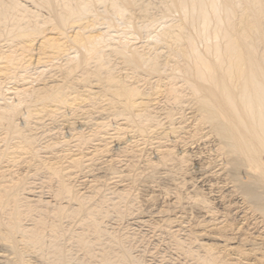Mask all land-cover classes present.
I'll list each match as a JSON object with an SVG mask.
<instances>
[{
  "label": "bare ground",
  "instance_id": "6f19581e",
  "mask_svg": "<svg viewBox=\"0 0 264 264\" xmlns=\"http://www.w3.org/2000/svg\"><path fill=\"white\" fill-rule=\"evenodd\" d=\"M116 61L131 72H122ZM32 64L35 67L30 71ZM44 64H57L59 75L51 74L42 81L47 71ZM3 69L8 74L21 73L18 80L0 79V163L12 152L28 154L35 169L43 166L48 170L55 187L49 196L35 195L27 175L7 176L11 169L0 166V264H89L74 257L72 248L61 241L70 231L62 219L78 216L94 240L85 232L70 231L72 243L90 260L145 263L131 253L123 238L101 226L99 220L105 212L99 205H88L92 196L70 183L73 172L86 164L85 157L61 152L53 161L40 158L44 148L36 144L37 135L28 126L30 119L70 107L71 100L80 96L77 90L71 96L76 82L86 86L82 96L92 103L103 102L82 110L86 117L92 111L102 117L94 121V134L103 132L99 136L104 143L94 150L100 154L107 151L105 135L111 138L113 134L106 131L104 119L109 116L121 117L139 132L157 122L148 97L151 93L137 84V75L140 71L165 75L164 90L174 103L187 99L192 104V118L207 124L216 136L218 151L226 156L228 176L252 208L264 215V0H0V73ZM75 134L81 138V131ZM10 137L18 140L13 146ZM54 144L51 140L44 147L50 149ZM166 147L159 162H148V168L171 161L187 163V152L175 156L173 148ZM118 190L114 197L128 198L126 190ZM194 192L193 204L207 206L203 192ZM192 233L196 250L187 247V252L199 264H241V259L227 257L229 251L244 259L250 252L230 245L226 235L221 240L197 231L189 238ZM103 235L109 237L107 246L95 252L91 246ZM173 241L180 246L178 238ZM255 259L253 264H264V255Z\"/></svg>",
  "mask_w": 264,
  "mask_h": 264
},
{
  "label": "rangeland",
  "instance_id": "374dc122",
  "mask_svg": "<svg viewBox=\"0 0 264 264\" xmlns=\"http://www.w3.org/2000/svg\"><path fill=\"white\" fill-rule=\"evenodd\" d=\"M46 60L54 62L51 58H44V61ZM44 65H46L44 69L47 71L41 76L42 81L48 80L51 74L59 75L57 64ZM31 66L30 71H33L32 68L35 65L32 64ZM117 66L122 72H131L127 66L120 63H117ZM20 73L8 74L6 69H3L0 73V79L5 82L18 80ZM137 80V84L144 92L151 93L148 97L152 99L150 102L151 109L157 121L153 122L147 131L139 132L134 125L129 124L127 126L121 117L114 119L113 116H109L108 119H104L108 122L106 131L115 133V136L112 134L113 138H109L111 135L106 134L105 137H108L105 141L108 146H106L107 151L100 154L95 153L94 150L100 148L104 141L99 136L103 135V132L94 134V121L98 118L100 120L102 117H97L98 115L93 111L89 113L91 114L89 117H86L87 115L83 114L82 110L90 109L92 104L97 106V104H103V102L97 100V102L92 103L86 96H82L85 94L83 90L86 86L83 83L76 82L72 84L73 89L71 91L73 93L71 96H75V90L78 91L80 96L75 100H71L70 107H64L59 112L40 113L37 116L38 120L35 118L30 119L28 126L32 127L33 132L37 135L36 144L39 143L44 148L39 152L40 158L53 161L56 157L55 154L62 153L81 154L85 157L84 162L86 164L83 163L82 169L73 172L71 179H69L70 183L75 188L79 187L81 192H87L88 194L84 192L86 195L92 196L91 200L88 201V205L92 207L99 205L105 212V217L99 220L102 223L101 226L104 225L102 227L106 230L115 232L116 235L123 238L125 245L131 247V253L139 257L143 263L145 262L144 264H199L187 252V247L196 250V243L194 244L196 241L192 239L193 233L191 238L189 237L191 232L197 234V231L210 233L219 238L227 236L224 239H227L230 245L238 246L247 252L250 251L246 259L240 255L238 256L236 251H229L228 258L233 261H237L239 258L241 264L256 263V256L259 258L264 255V215L262 216V213H258L259 211L252 208L251 204L235 186L230 174L228 176V172L225 171L228 166L224 163V161L226 162V156L218 151V143L216 138L214 139L216 136L211 133L207 124L202 125L203 123H198L192 118V104L187 99L181 103L173 102L171 96L164 90L168 81L165 75L158 76L154 73L149 74L140 71ZM167 115H170V117H167ZM19 122L23 121L19 120ZM171 127L175 130H171ZM77 131H81V138L76 136L75 132ZM116 134L119 135L116 136ZM51 140L56 141L57 144H54L50 149L44 147ZM63 140L67 141L64 142ZM16 141L18 140L15 137H10L9 145L13 146ZM0 145H2L1 142ZM165 147L173 148L172 152L175 156L187 152V163L175 165L171 161L160 163L157 166L158 168H155L156 170L148 168L150 162H159L160 152ZM19 152L10 153L9 158L3 159L0 163L3 169H11L7 176L25 174L28 182L31 181L34 184L33 190L35 192L41 190L40 192H42H34L35 195L41 194L43 197L51 195L55 187V179L50 177L48 170L43 166L35 169L32 163L27 160L28 154ZM90 154H94L91 160L87 159ZM24 158L26 160L23 161ZM26 161L29 163L26 164ZM63 164L65 165L66 162ZM242 173H240L241 177L245 175ZM117 190H126L125 192L129 194L128 198L114 197L113 192ZM194 191L203 192L207 206L198 207L193 204ZM62 204L66 205V201H62ZM82 219L81 216L64 218L62 219V225L70 228V231L75 233L85 232L89 240H94V235L91 231L85 229ZM166 222L168 223L166 224ZM198 222H201V226ZM227 223L229 229L225 226ZM225 228V231L222 230ZM70 231L66 232L61 241L67 248H72L74 257L84 259L87 262L90 261L89 264H101L94 259L90 260L83 249L72 243ZM177 238L181 241L180 246L182 248L173 241ZM222 238L220 239L224 240ZM108 239L109 237L106 235L101 236L100 240L96 241L91 248L97 252L101 247L107 246ZM190 239L192 241H189ZM0 254L2 253L0 252ZM32 257L33 260L40 261L36 256L32 255ZM112 264L116 263L113 262Z\"/></svg>",
  "mask_w": 264,
  "mask_h": 264
}]
</instances>
